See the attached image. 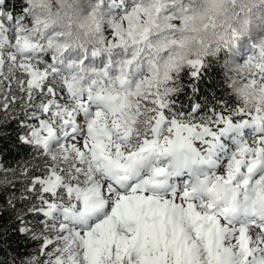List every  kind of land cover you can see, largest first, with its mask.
Wrapping results in <instances>:
<instances>
[{"label": "rangeland", "instance_id": "obj_1", "mask_svg": "<svg viewBox=\"0 0 264 264\" xmlns=\"http://www.w3.org/2000/svg\"><path fill=\"white\" fill-rule=\"evenodd\" d=\"M28 4L25 20L0 7V91L29 89V98L36 81L48 82L60 98L43 94L42 108H68L61 127L43 120L25 138L49 160L56 202L31 229L47 255L63 264H264V135L229 136L207 159L201 191L194 172L165 159L173 133L189 136L191 126L163 114L174 76L223 45L230 92L264 113V0ZM150 141L157 151L133 178L134 153ZM188 156L179 159L193 166Z\"/></svg>", "mask_w": 264, "mask_h": 264}, {"label": "trees", "instance_id": "obj_2", "mask_svg": "<svg viewBox=\"0 0 264 264\" xmlns=\"http://www.w3.org/2000/svg\"><path fill=\"white\" fill-rule=\"evenodd\" d=\"M2 11L25 20L29 13L28 0H2ZM229 55L230 49L223 45L203 57L200 66H188L172 80L174 89L170 94V108L164 107L163 112L170 111L192 130L189 136L177 130L167 145L166 153L179 169L188 168L179 160L182 151L190 152L196 163H203L215 155L219 145L227 143L232 134L245 138L249 131H253L254 136L264 135V113L250 114L230 92ZM44 72H47L46 77L50 75L47 70ZM37 84L38 81L29 98V89L21 90L10 85L3 86L0 91L3 97L0 103V264H59L47 255L48 246L31 230L41 226L47 217L48 206L56 199L46 188L52 180L46 168L49 162L46 154L25 138L30 137L31 131L43 120L61 127L70 116L68 108L60 103L44 110L41 105L43 94L52 93L57 97L55 102L60 96L55 85L50 93L52 85L48 82H43L40 88H36ZM86 102L80 105L86 107ZM147 147L156 151L153 142ZM143 154L142 151L134 153L138 161ZM204 180L203 175L199 184ZM28 226V230L23 229Z\"/></svg>", "mask_w": 264, "mask_h": 264}, {"label": "bare ground", "instance_id": "obj_3", "mask_svg": "<svg viewBox=\"0 0 264 264\" xmlns=\"http://www.w3.org/2000/svg\"><path fill=\"white\" fill-rule=\"evenodd\" d=\"M33 98V97H32ZM51 117V116H50ZM183 118V117H182ZM62 121V120H61ZM191 123V122H190ZM214 123V122H213ZM186 125V124H185ZM184 126V125H183ZM238 136V135H237ZM245 136V135H244ZM230 142V141H229ZM225 144V143H224ZM31 193V192H30ZM29 194V193H28ZM42 194V193H41ZM35 205V204H34ZM29 209V208H28Z\"/></svg>", "mask_w": 264, "mask_h": 264}]
</instances>
